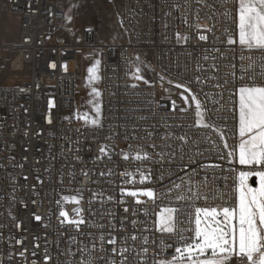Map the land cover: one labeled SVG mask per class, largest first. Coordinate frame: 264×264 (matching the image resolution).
Instances as JSON below:
<instances>
[{
	"label": "snow or ice",
	"instance_id": "6c2138e0",
	"mask_svg": "<svg viewBox=\"0 0 264 264\" xmlns=\"http://www.w3.org/2000/svg\"><path fill=\"white\" fill-rule=\"evenodd\" d=\"M194 2L198 7L191 10L189 0H184L181 17L192 31L175 33V40L177 44L204 42L198 43L204 54L196 58L191 78L176 80L159 76L171 111L192 114L188 125L165 124L164 127H187L190 132L177 135L165 131L160 135V144L154 142L152 132H147V139L152 142L135 146L128 143L120 150L126 165L123 171L113 173L109 168L99 172L101 177H118L117 181H109L114 184L111 191L66 189L69 194H59L54 201L55 209L51 204L47 209V217L33 211L32 218L43 221L45 228L55 216L60 228L74 230L68 234L67 249L58 252L57 258L47 246L46 233L43 243L41 236L32 235L30 250L28 237L23 235L27 229L19 221L14 227L21 235L9 237L11 247L5 256H0V264H264V0ZM173 7L182 8L180 4ZM203 9L207 12L202 17ZM204 20L213 23L209 25ZM217 24L221 26L218 28ZM216 32L220 35H215ZM224 52L232 53L231 62L221 66L216 63L218 59H229ZM100 66L101 60L94 58L87 68L85 84L90 88L87 104L94 115L77 110L74 116L93 128L103 127L102 92L94 86L102 78ZM60 67L67 71L66 64ZM222 67L227 71L221 75ZM51 68L56 70L57 64L53 62ZM128 75L135 81L128 85L132 89L140 87V83L155 87L144 77L139 64ZM205 87L217 91H205ZM48 106L52 109L55 104L49 100ZM222 109L228 115H220ZM220 120L224 123H218ZM48 123H52L51 118ZM201 143L207 146L204 151L200 150ZM110 152H115V148L100 145L97 159L110 160ZM212 154L228 166L198 159ZM165 164L170 167L165 168ZM81 175L91 181L88 171L82 170ZM23 179L27 181L28 176L23 175ZM35 179L43 184L39 176ZM60 183L63 184V176ZM36 188L37 185L31 186L33 197L40 195ZM86 190L91 193L87 210L83 206ZM12 192L14 202L15 188ZM94 202L115 204L128 215L117 220L113 209H105L101 216L107 217V223L103 219L86 218V211L90 217L96 215L91 208ZM30 203L35 209L38 202L33 198ZM138 213L150 217V223L147 219H129ZM8 215L11 217V212ZM82 226L96 231L84 232ZM60 256L70 259L61 261Z\"/></svg>",
	"mask_w": 264,
	"mask_h": 264
},
{
	"label": "built area",
	"instance_id": "2783aa9c",
	"mask_svg": "<svg viewBox=\"0 0 264 264\" xmlns=\"http://www.w3.org/2000/svg\"><path fill=\"white\" fill-rule=\"evenodd\" d=\"M67 2L68 0H0V20L5 12L15 13L20 18L19 41L13 46L16 51L10 62V69L20 70L27 66L30 70L25 81L0 86V225L4 226L0 228V233H3L0 238V256H5L11 247L9 237H20L21 232L14 225L23 221L27 229L23 235L28 237L29 249L32 247V235L41 236L43 243L46 233L47 246L52 256L57 258L58 252L67 249L68 234L70 231L74 233V230L60 228L55 216L49 227L45 228L43 221L37 222L32 218L33 211L47 217L50 204L55 209L54 201L59 194H68L66 189L83 187L94 191H111L114 184L109 181H117L118 177H101L99 172H106L109 168L113 173L123 171L126 165L120 150L126 148L128 143L135 146L152 142L147 139V132L154 134V142L157 144L162 143L160 135L165 131H172L177 135L190 132L187 127H164L165 124L188 125L192 122V114L173 113L168 107L170 101L166 99L167 93L162 91L159 82L160 75L176 80L191 78L196 58L204 54L203 47L198 46V43L203 45L204 42L192 40L188 44L176 43L175 33L192 31L186 28L181 19L184 0H120V19L128 37V42L124 45L98 43L95 30L89 26L85 28L82 41L79 42L75 21L66 23ZM189 3L191 10L198 7L194 0H189ZM175 4H180L181 10L175 9ZM206 12L207 9H203L201 16ZM189 21L191 23V16ZM203 22L209 25L213 23L211 20ZM220 26L217 24L218 28ZM215 35L219 36L220 32ZM209 37L211 41V33ZM5 47L12 48L10 45ZM221 47L223 52V46ZM140 48L150 49L153 53L152 76L149 81L155 87L150 88L143 83L137 89L128 86L131 84L128 73L135 66L133 51ZM224 55L229 59L216 61L221 66L231 62L232 53L224 52ZM94 58L101 60L102 78L99 82L103 101L102 128L85 126L82 120L74 118L77 110L87 112L89 88L85 86L86 70ZM53 62L57 64L56 70L51 68ZM64 64L67 65V71L60 67ZM224 71L227 69L222 67L221 75ZM205 91L215 93L217 90L205 87ZM49 100L55 104L52 109H49ZM179 103L177 100V104ZM220 115L228 113L222 109ZM66 116L72 119L65 120ZM49 118L52 120L51 124L48 123ZM218 123L223 124L224 121L220 120ZM228 123L231 126V121ZM109 135L113 139H106ZM125 136L129 140H125ZM133 136L137 139H131ZM139 137L145 139L140 140ZM102 144L115 148V152H110V160L107 157L97 159ZM188 147L191 148L192 145L189 144ZM206 147L201 143L200 150L204 151ZM198 159H202L204 163L215 162L228 166L225 161L216 160L215 154ZM20 164L24 167H19ZM156 167L153 165V168ZM167 167L170 166L165 164V168ZM82 170L88 171L91 181L81 175ZM23 175L28 176L27 181L23 179ZM37 176L43 180L42 185L35 179ZM61 176L63 184L60 183ZM32 185H37L39 196H32ZM83 195V206L87 210L91 193L86 190ZM33 198L38 202L35 209L30 203ZM40 201H43L42 205ZM25 204L28 206L25 207ZM67 207L70 209L71 205ZM91 208L96 215L90 217L86 211V218L95 221L103 219L105 223L107 217L101 216L102 210L113 209L117 220L128 215L115 204L101 205L94 202ZM129 219L151 221L150 217L146 218L139 213L135 217L129 216ZM82 227L84 232L96 231L87 226ZM58 259L64 261L70 258L60 256Z\"/></svg>",
	"mask_w": 264,
	"mask_h": 264
},
{
	"label": "rangeland",
	"instance_id": "374dc122",
	"mask_svg": "<svg viewBox=\"0 0 264 264\" xmlns=\"http://www.w3.org/2000/svg\"><path fill=\"white\" fill-rule=\"evenodd\" d=\"M67 17H71V19L69 20ZM72 21L76 23V33L79 42L82 41L83 33L87 26L95 30L96 40L100 44L124 45L128 42L126 31L120 19V0H68L66 4V23H71ZM19 23V16L10 12H5L0 20V86L19 84L29 76L30 70L27 66L20 70L10 69V62L16 51L13 46H16L19 41ZM6 45H10L12 48H7L5 47ZM152 56V51L147 48L133 51L134 65L139 64L142 74L147 80H150L152 76ZM136 57H139V60ZM130 80L131 83L135 82L131 77ZM94 86L101 90L100 82ZM90 98L89 96L88 100ZM87 112L90 115H94L91 106L88 104Z\"/></svg>",
	"mask_w": 264,
	"mask_h": 264
}]
</instances>
